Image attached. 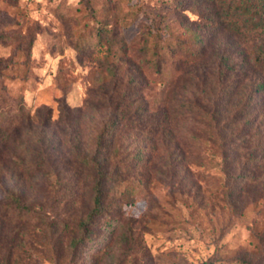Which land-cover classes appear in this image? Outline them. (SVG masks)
<instances>
[{
	"label": "rangeland",
	"instance_id": "obj_1",
	"mask_svg": "<svg viewBox=\"0 0 264 264\" xmlns=\"http://www.w3.org/2000/svg\"><path fill=\"white\" fill-rule=\"evenodd\" d=\"M191 1L0 0V112L17 124L1 153L0 184L19 187L30 208L18 217L0 209V264L264 258V161L230 199L243 157L228 175L222 145L239 131L245 153L250 135L264 130V37L215 31ZM17 102L31 134L45 141L33 158L37 170L7 158L17 137L33 139L15 115ZM107 122H116L110 147L127 163L109 184L120 209L91 242L74 247L78 219L92 207L93 175L72 149L93 152ZM126 221L131 238L122 245Z\"/></svg>",
	"mask_w": 264,
	"mask_h": 264
},
{
	"label": "trees",
	"instance_id": "obj_2",
	"mask_svg": "<svg viewBox=\"0 0 264 264\" xmlns=\"http://www.w3.org/2000/svg\"><path fill=\"white\" fill-rule=\"evenodd\" d=\"M191 2L203 9L205 13L203 14L205 20L209 23L210 28L215 31H260L264 37L263 1H250L242 6L234 0H192ZM262 49L264 50V46L261 47L260 54L263 53ZM98 100L100 102H106L103 98H99ZM122 101L123 100H119L116 105L117 107L115 108L119 109L120 107L123 118V112L126 110V102ZM121 104L123 105L121 106ZM14 108L16 113L15 115H17L18 120L22 119V127L24 131L31 135L33 139L31 144L25 145L22 139L17 137L15 146L12 148L13 154L7 157L9 158L8 161L11 162L13 166L24 170L40 169L41 160L36 159L41 155L39 149L44 147L45 141L42 137H40V135L34 133L31 134V123L26 115L25 108L20 106L18 102L15 103ZM198 111L199 113L206 115L205 117H208V112H205L202 109ZM217 116L218 113L212 112L210 118L217 120ZM10 119L11 116L8 114V111L0 112V159L2 155L1 153H4L5 148L9 145V141L11 139L10 131L12 132L17 128V124H12ZM261 119L264 120L263 117ZM46 120L47 118L45 115L44 121ZM115 125L116 122H107L103 125L101 131L96 135V148L93 152L86 154L80 153L77 146L72 149V154L74 155L77 163L82 168L91 171L93 175L90 184V199L92 207L84 216H81L78 219V235L72 242L74 247L82 243L91 242L103 227L104 224L102 225V223L109 225L111 220L114 219V215H116L117 209L119 208L118 204L110 199L111 195L109 184L119 180L123 175H125L127 163L122 162V157L118 156L120 152L118 147H110L109 136L115 131ZM261 127L263 128L264 125H261ZM263 133L264 130L259 132L257 128L255 129V131L250 135L252 138L251 149L245 153L242 152L245 146L239 131H232L229 135L223 137L222 145L224 146L223 150L225 153L223 154V159L225 160V167L228 175L232 174V172H230V167L237 163V156L238 158L239 156L243 157L242 160L239 159L242 173L232 175L234 180L230 189V199L234 198L233 194H235L238 198L241 197L243 189L249 185V183L247 184V181H249L250 178L249 169L258 168L260 163L264 161V145L261 140ZM122 156H124V154H122ZM35 157L36 159H33ZM110 161H113L114 163L112 167H110ZM120 171H122L123 174H120ZM0 196L2 199L0 202V209L4 212V214L18 217L22 211H25V215L30 212L27 202H24L22 198V193L19 187L9 188L0 184ZM120 235V242H122V245L128 244L131 238V229L128 221L125 222V230ZM238 264H264V258L263 256L259 257L255 263L244 262Z\"/></svg>",
	"mask_w": 264,
	"mask_h": 264
}]
</instances>
